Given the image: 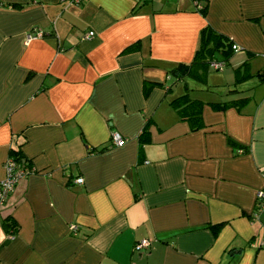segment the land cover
Segmentation results:
<instances>
[{
    "label": "crops",
    "instance_id": "0c3cea01",
    "mask_svg": "<svg viewBox=\"0 0 264 264\" xmlns=\"http://www.w3.org/2000/svg\"><path fill=\"white\" fill-rule=\"evenodd\" d=\"M204 25L237 47L234 90L199 99L191 130L169 70ZM244 60L264 68V0H0V180L12 148L28 164L0 205V264H264V77L234 85Z\"/></svg>",
    "mask_w": 264,
    "mask_h": 264
},
{
    "label": "trees",
    "instance_id": "16d2710c",
    "mask_svg": "<svg viewBox=\"0 0 264 264\" xmlns=\"http://www.w3.org/2000/svg\"><path fill=\"white\" fill-rule=\"evenodd\" d=\"M199 11L204 14L205 3L204 6L200 7ZM232 45L233 44L230 42V40L223 34L213 30L208 25H204L199 30L198 43L193 52L191 60L188 63L181 62L176 64L169 70V75L173 77L174 80L182 79L184 77L201 80L205 76L210 66V62L214 61L216 57L220 59V62H222V66L228 64V60L234 51L231 48ZM132 46V48H135V46H137V42ZM233 75L234 85L239 84L241 80L245 79L248 76H256L260 80L264 77V68L258 69L254 73H251L249 72L247 67V60H244L241 64L234 67ZM153 85L163 86L161 82H144L142 88L143 94L147 95ZM232 90H234L233 87L230 88L228 92ZM244 100V98L226 99L225 101L210 103V106L213 109H224L231 105H239L240 103H243ZM203 104V101L196 98H191L188 95V92H183L182 94L173 97L169 101V105L176 112L177 117L179 119L185 120L189 124L191 130L202 127L200 113ZM145 127L142 129L139 137H142L143 134H145ZM105 148L106 146L100 148V150L98 151H102ZM10 155L17 166L27 167V162L23 159L20 151L17 148H12L10 150ZM263 207L264 204H261L260 201L256 199V203L253 208V214L257 215ZM2 225L7 234L15 233V231L17 230V226L15 225L14 221L9 217H5L2 220ZM217 227L218 225H212L210 226V229L212 230V232H214Z\"/></svg>",
    "mask_w": 264,
    "mask_h": 264
},
{
    "label": "built area",
    "instance_id": "2783aa9c",
    "mask_svg": "<svg viewBox=\"0 0 264 264\" xmlns=\"http://www.w3.org/2000/svg\"><path fill=\"white\" fill-rule=\"evenodd\" d=\"M67 1L76 3L78 0H67ZM40 35H41V33L39 31H34L31 34L30 33L27 34L25 36V39L26 40L33 39V38L38 37ZM91 35H92V32H89V33L85 34L83 37L86 38V37H89ZM231 48L233 50L237 49V47L235 45H232ZM210 66L213 69H220L222 67V62L214 60V61L210 62ZM123 143H124V139L118 132L111 133L110 138H109V144L111 147L120 146ZM3 167H4L5 175L0 180V205L5 201L8 194L10 193V191H12L16 181L18 179H20L21 177L25 176L28 172L27 167L17 166L15 164V161L11 157H8V159L5 161ZM74 181L76 183H80L82 181V179L80 177H76ZM255 197L258 201H260L261 204H264V189L257 190L255 193ZM254 215H256V214H254ZM69 229L73 230L74 226L70 225ZM7 238H9V239L13 238L12 233L7 234ZM148 243H149V241L147 239L139 240L134 244L133 249L136 251H139L142 248H146Z\"/></svg>",
    "mask_w": 264,
    "mask_h": 264
},
{
    "label": "rangeland",
    "instance_id": "374dc122",
    "mask_svg": "<svg viewBox=\"0 0 264 264\" xmlns=\"http://www.w3.org/2000/svg\"><path fill=\"white\" fill-rule=\"evenodd\" d=\"M234 52L230 58L235 54ZM220 61L219 58L216 57L215 61ZM231 80L230 75V63L223 65L220 69H213L209 66L205 76L203 79L198 80L195 78L185 77L182 79L174 80L171 77L170 80V89L172 94H182L183 92H188L191 98L202 99L209 97L210 93L213 94H221L219 96H226L224 93L228 92L231 85H227ZM186 85V90L183 85ZM170 92V93H171ZM218 96V98H219ZM229 98V97H228Z\"/></svg>",
    "mask_w": 264,
    "mask_h": 264
}]
</instances>
